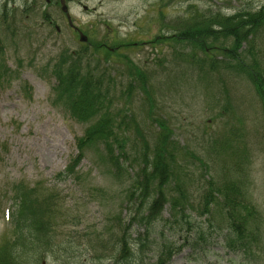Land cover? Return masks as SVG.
Wrapping results in <instances>:
<instances>
[{"label": "rangeland", "instance_id": "rangeland-1", "mask_svg": "<svg viewBox=\"0 0 264 264\" xmlns=\"http://www.w3.org/2000/svg\"><path fill=\"white\" fill-rule=\"evenodd\" d=\"M263 5L264 0H73L68 2L70 14L88 38L81 42L80 34L68 24L60 0H0L4 48L0 72V247L13 239L8 217L14 208L10 188L23 182L35 188L42 202L50 206L55 237L52 247L36 260L31 253V262L156 261L153 250L138 252L128 263L118 258L121 251L114 250L120 249L117 240L128 223L127 200L131 176L139 169L136 164H125L128 172L115 177L101 146L95 144L86 149L76 176L64 174L78 154L76 138H82L91 124L79 123L63 109L64 101L54 90L53 73L69 54L88 50V55L96 58L92 62L110 67L113 79L109 93H104L113 95L115 132L127 143L132 159L139 163L145 146H155L162 124L177 148V174L179 182L189 188V201H200L198 193L212 179L216 183L246 182V200L257 214L249 230L257 240L251 255L229 254L215 242L210 250L192 252L185 247L171 264H264V107L250 79L256 72L252 66L264 75V26L246 36L237 32L243 39L248 37L241 49L233 52L236 32L225 40L217 25V21L257 11ZM206 27L211 28L207 31L213 32L214 39L200 33L204 44L199 42L201 38L198 42L178 41V33L193 28L191 34L195 35ZM206 49L219 61L214 70L204 54ZM241 62L249 66L243 67ZM232 150L239 152L238 157ZM243 153L250 157L244 171L243 163L239 165ZM169 208H164L165 219L170 216ZM191 215L197 217L194 212ZM214 217L222 220L220 214ZM197 219L206 222L204 229L209 233L208 221L213 218ZM128 229L134 240L140 235L144 238L143 225L133 224ZM161 231L159 225L151 227L150 234L157 236L152 245L155 249L167 239L176 242L177 233L166 230L163 238ZM218 239L215 234L214 240Z\"/></svg>", "mask_w": 264, "mask_h": 264}, {"label": "trees", "instance_id": "trees-1", "mask_svg": "<svg viewBox=\"0 0 264 264\" xmlns=\"http://www.w3.org/2000/svg\"><path fill=\"white\" fill-rule=\"evenodd\" d=\"M214 20L216 22L218 18ZM217 22L225 40H229L234 31L236 32L235 44L231 46L233 52H236L238 48L241 49L242 43L248 37L243 39L242 35L246 36L249 32L256 33L264 26V5L257 11L239 13L237 16ZM192 29L187 30L186 33H178V41L188 42L189 39H193L198 42L201 38L199 42L204 44L205 41L200 33L210 35V38L214 39L213 32L207 31L211 28L200 29L195 35L191 34L194 32ZM237 32L242 35H238ZM159 40L160 38H157L155 44ZM202 48L205 49V45ZM220 50L226 52V48ZM204 54L210 61V69L214 70L219 61L213 54H209L207 49ZM3 55L4 48L0 41V72ZM231 57L234 61L238 59L235 56ZM92 59L94 61L96 58L89 56L88 50L69 54L65 60L59 62L58 70L53 73L56 79L54 90L58 93L59 99L64 101L63 109L79 123L91 124L87 126L82 138H76L78 154L67 166L64 174L76 176L78 165L85 158L86 149L95 144L101 146L107 165L114 170L115 177L128 172L124 167L125 164L128 166L136 164L139 167L130 179L127 200L130 214L126 218L128 223L124 230L121 229L122 236L117 240L120 249H114L116 253L121 251L118 258L128 263L133 261L138 252L143 253L147 249L154 251L156 260L154 264H171L172 259L185 247L191 248L192 252L210 250L215 242L221 243L229 253L248 258L257 241L253 236L254 233L249 231L250 228L252 230L253 218L255 220L257 214L246 200L245 180L216 183L212 179L207 181L203 190L198 193L200 201L196 203L189 201L192 200L189 188L184 182H179L180 175L177 174L180 169L175 159L177 148L171 140L169 129L162 124L160 125L162 133L155 140V146L152 149H146L149 146H145L142 160L137 163L127 154V143L115 132V113L111 101L113 95L108 94V87H111L113 79L109 76L110 67L102 68L99 61L95 63ZM241 63L243 67L249 66ZM63 67L67 70H63ZM252 68L256 72H252L250 79H253L264 107V75L256 66ZM2 79L0 73V89ZM105 91L108 93H104ZM233 151L237 150H232V153L235 156L239 155V152ZM242 155L244 157L238 163L239 165L243 163L241 168L244 171L250 164V157L247 153ZM10 193L14 204V209L10 213L13 239L0 247V264H35L31 262V253H35L33 259L36 260L44 250L50 249L54 244L50 206L42 202L35 188L23 182L14 183ZM167 205L170 207V216L165 219L163 211ZM191 212L206 220H209V217L213 218L212 222L208 221L209 233L204 229L206 222L198 221ZM219 214L222 220L216 221L214 216ZM133 224H141L145 227L144 238L141 235L136 240L132 238L128 227ZM156 225L162 227L160 236L163 238L166 230L177 233L176 242L167 239L155 249L152 245L155 244L157 236L153 237L150 233L151 227ZM215 234L221 239L214 240ZM136 241L138 242L134 245Z\"/></svg>", "mask_w": 264, "mask_h": 264}, {"label": "water", "instance_id": "water-1", "mask_svg": "<svg viewBox=\"0 0 264 264\" xmlns=\"http://www.w3.org/2000/svg\"><path fill=\"white\" fill-rule=\"evenodd\" d=\"M61 5H62L63 12L66 13L67 16H68V20H69L70 26L73 27V23H72L70 15H69V10H68V7H67V5H66L64 0H61ZM79 34H80L81 42H87L88 38L82 32H79Z\"/></svg>", "mask_w": 264, "mask_h": 264}]
</instances>
